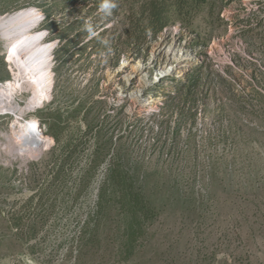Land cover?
Masks as SVG:
<instances>
[{
	"label": "rangeland",
	"instance_id": "rangeland-1",
	"mask_svg": "<svg viewBox=\"0 0 264 264\" xmlns=\"http://www.w3.org/2000/svg\"><path fill=\"white\" fill-rule=\"evenodd\" d=\"M26 8L48 94L0 110L1 146L39 132L25 159L0 151V264H264V0H0ZM174 26L190 57L159 79Z\"/></svg>",
	"mask_w": 264,
	"mask_h": 264
},
{
	"label": "bare ground",
	"instance_id": "bare-ground-1",
	"mask_svg": "<svg viewBox=\"0 0 264 264\" xmlns=\"http://www.w3.org/2000/svg\"><path fill=\"white\" fill-rule=\"evenodd\" d=\"M38 23L39 15L32 8L0 16V49H10L8 60L14 71L11 80L0 83L2 111L20 107L17 101L21 100L23 95L28 96L18 110L20 115H25L29 110L40 108L45 104L48 94L45 74L50 62L51 47L40 45L36 39H26ZM159 52L166 56L172 55V44L165 45ZM175 55L179 56L177 64L175 66L165 64L159 71L164 74L158 76L159 78L174 72L179 76L186 69V61L190 57L188 53L178 50ZM133 74L137 76L138 82L142 81L145 78L142 65H138L136 70H133ZM151 104L152 102L146 103V105ZM18 126L19 128L13 129L10 135H5L6 145H0V151L9 154L12 159H25L39 137L38 127L34 119L19 123Z\"/></svg>",
	"mask_w": 264,
	"mask_h": 264
},
{
	"label": "built area",
	"instance_id": "built-area-1",
	"mask_svg": "<svg viewBox=\"0 0 264 264\" xmlns=\"http://www.w3.org/2000/svg\"><path fill=\"white\" fill-rule=\"evenodd\" d=\"M179 28L178 27H164L163 29H162V31L160 32V36H159V43H161L162 42V47H161V49L163 48V47H165V45H169V44H167L166 42V39L168 40L169 39V37H171V39H173V37L175 36V35H178L179 34ZM165 41V42H164ZM173 43V42H172ZM160 49V50H161ZM159 52V51H158ZM161 78H163V77H161ZM161 78H159V79H161Z\"/></svg>",
	"mask_w": 264,
	"mask_h": 264
},
{
	"label": "trees",
	"instance_id": "trees-1",
	"mask_svg": "<svg viewBox=\"0 0 264 264\" xmlns=\"http://www.w3.org/2000/svg\"><path fill=\"white\" fill-rule=\"evenodd\" d=\"M194 2H197V3H202L204 2V0H193ZM152 18L158 23L156 26H154V30H153V33H158L162 26H163V23L161 22V11L157 8V7H154L153 9V13L151 14ZM194 83V82H193Z\"/></svg>",
	"mask_w": 264,
	"mask_h": 264
}]
</instances>
